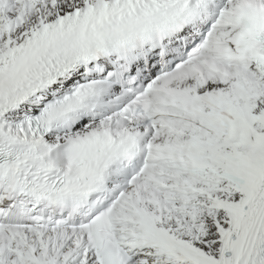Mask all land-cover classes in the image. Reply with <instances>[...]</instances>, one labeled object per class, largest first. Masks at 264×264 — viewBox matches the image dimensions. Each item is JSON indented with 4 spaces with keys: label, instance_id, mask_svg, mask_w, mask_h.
<instances>
[{
    "label": "snow or ice",
    "instance_id": "1",
    "mask_svg": "<svg viewBox=\"0 0 264 264\" xmlns=\"http://www.w3.org/2000/svg\"><path fill=\"white\" fill-rule=\"evenodd\" d=\"M0 264H264V0H0Z\"/></svg>",
    "mask_w": 264,
    "mask_h": 264
}]
</instances>
